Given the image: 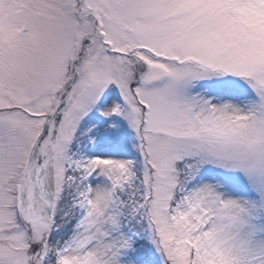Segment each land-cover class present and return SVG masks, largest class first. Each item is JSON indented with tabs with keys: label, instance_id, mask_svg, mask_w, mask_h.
Returning a JSON list of instances; mask_svg holds the SVG:
<instances>
[{
	"label": "snow or ice",
	"instance_id": "6c2138e0",
	"mask_svg": "<svg viewBox=\"0 0 264 264\" xmlns=\"http://www.w3.org/2000/svg\"><path fill=\"white\" fill-rule=\"evenodd\" d=\"M0 264H264V0H0Z\"/></svg>",
	"mask_w": 264,
	"mask_h": 264
}]
</instances>
